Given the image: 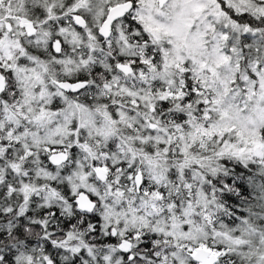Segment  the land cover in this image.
<instances>
[{"label": "snow or ice", "instance_id": "1", "mask_svg": "<svg viewBox=\"0 0 264 264\" xmlns=\"http://www.w3.org/2000/svg\"><path fill=\"white\" fill-rule=\"evenodd\" d=\"M0 264H264V0H0Z\"/></svg>", "mask_w": 264, "mask_h": 264}]
</instances>
